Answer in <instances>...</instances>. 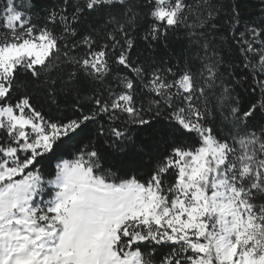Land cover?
<instances>
[{"label": "snow or ice", "instance_id": "6c2138e0", "mask_svg": "<svg viewBox=\"0 0 264 264\" xmlns=\"http://www.w3.org/2000/svg\"><path fill=\"white\" fill-rule=\"evenodd\" d=\"M0 264H264V0H0Z\"/></svg>", "mask_w": 264, "mask_h": 264}]
</instances>
